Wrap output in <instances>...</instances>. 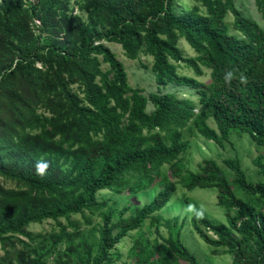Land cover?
Returning a JSON list of instances; mask_svg holds the SVG:
<instances>
[{
	"label": "trees",
	"instance_id": "1",
	"mask_svg": "<svg viewBox=\"0 0 264 264\" xmlns=\"http://www.w3.org/2000/svg\"><path fill=\"white\" fill-rule=\"evenodd\" d=\"M253 1L264 19V0ZM182 2L0 0V264H115L126 239L122 264H203L181 241L184 219L160 213L178 187L214 188L217 206L234 211L226 223L190 218L212 256L264 264V156L252 161L257 183L237 156L223 159L224 168L203 158L197 172L183 161L185 131L220 148L230 133L247 134L264 149V27L235 0ZM181 39L194 57L183 55ZM105 43L130 60L150 57L158 87H186L199 103L144 96ZM181 64L195 77L208 69L210 81L181 75ZM38 161L48 163L43 176ZM156 181L162 188L141 206L100 196H136ZM45 222L50 231H28Z\"/></svg>",
	"mask_w": 264,
	"mask_h": 264
},
{
	"label": "rangeland",
	"instance_id": "2",
	"mask_svg": "<svg viewBox=\"0 0 264 264\" xmlns=\"http://www.w3.org/2000/svg\"><path fill=\"white\" fill-rule=\"evenodd\" d=\"M189 3V0H183L182 4ZM235 6L243 13L245 18H250L257 22L261 27H264V19L257 12L253 0H235ZM181 9V7L179 8ZM228 23L232 22L231 15L226 18ZM233 33V31L230 29ZM110 51L115 55V59L118 60L124 67L127 75L129 86L133 88H139L143 91L144 96H148L151 93H175L180 98H189L194 102L199 103L198 95L186 87H176L173 85H167L166 88L158 87L152 72L150 71L151 58L140 56L138 60L128 59L121 49L120 45L115 43H105ZM179 48L183 51L185 57H194L195 53L193 49L181 39L178 43ZM102 69L106 70L107 66L102 64ZM181 75H186L197 79L201 83H208L210 81V71L203 68L204 75L202 77H195L192 70L185 65L181 64L178 69ZM152 110V106L148 104V111ZM209 126L215 128V124L212 120L208 121ZM185 137L189 140L190 148L184 156V165L186 169L197 172L198 165L201 164L203 158H211L218 162V164L224 168L221 163L225 158H233L237 156L240 160V166L245 173L247 180L251 183H257L263 181L262 177L258 174V168L254 166L253 160L258 156H264V149L257 146L247 134L236 135L230 133L229 144H225L223 148L218 147L212 142L204 140L200 135L193 131H185ZM264 164V158L262 159ZM165 174L167 169L164 168ZM229 180L232 179V173L228 170L225 172ZM169 176V174L167 173ZM169 180L174 181V178L169 176ZM162 188V185L156 181L153 186L146 192L131 196L123 194L121 196L111 194L108 191H102L101 197L108 198L110 201H117L118 207H123L128 203L141 206L148 203L154 195ZM239 198L244 196L237 191L236 187H233ZM128 199V201H126ZM165 218L179 217V220L184 219V226L181 231V241L184 246L197 258V260L203 264H230L231 258L228 255L212 256L210 253V247L205 245L199 237L192 231L189 221L193 216L206 217L207 219L217 222L226 223L227 215H233V210L217 206L216 190L214 188L208 189H194L187 191L181 187H178L176 192L171 196V199L167 206L160 212ZM73 219L80 221L82 228H88L79 216L73 217ZM64 222V220H62ZM94 224V222H93ZM51 222H45L40 225H31L28 231L32 235L38 233H44L50 231ZM162 234L164 230L160 229ZM144 232L146 229L144 228ZM148 235V234H147ZM150 237H153L150 236ZM130 246L128 239L121 242L118 247L122 253L121 260L115 262V264H122V261L127 259L126 253ZM0 249V254H1ZM47 264H51L48 262Z\"/></svg>",
	"mask_w": 264,
	"mask_h": 264
},
{
	"label": "clouds",
	"instance_id": "3",
	"mask_svg": "<svg viewBox=\"0 0 264 264\" xmlns=\"http://www.w3.org/2000/svg\"><path fill=\"white\" fill-rule=\"evenodd\" d=\"M233 79V73L232 72H228L225 76H224V80L226 84H229L231 82V80ZM240 79L243 80L244 76L243 74H241ZM196 112V111H195ZM36 167V171L39 175L43 176L46 173V169L48 168V163L47 161H38L35 165Z\"/></svg>",
	"mask_w": 264,
	"mask_h": 264
}]
</instances>
